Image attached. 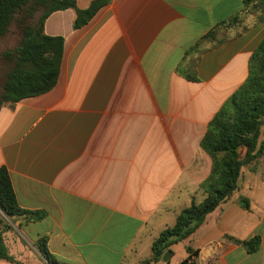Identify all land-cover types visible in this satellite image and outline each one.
<instances>
[{
    "label": "crops",
    "instance_id": "0c3cea01",
    "mask_svg": "<svg viewBox=\"0 0 264 264\" xmlns=\"http://www.w3.org/2000/svg\"><path fill=\"white\" fill-rule=\"evenodd\" d=\"M242 1L108 0L78 29L73 10L47 17L44 33L63 39L55 86L0 108V168L19 208L44 216L0 213L12 259L0 264H47L34 247L41 238L65 264H179L187 247L195 264H264V117L262 153L242 168L238 188L166 262L150 261L159 233L204 198L211 161L199 142L245 81L264 22L249 17L245 32L202 53L196 81L176 67ZM255 237L253 253L234 242Z\"/></svg>",
    "mask_w": 264,
    "mask_h": 264
},
{
    "label": "trees",
    "instance_id": "16d2710c",
    "mask_svg": "<svg viewBox=\"0 0 264 264\" xmlns=\"http://www.w3.org/2000/svg\"><path fill=\"white\" fill-rule=\"evenodd\" d=\"M108 0H93L85 9L76 7V0H0V41L15 24L19 41L13 50L1 54L7 66L0 89V108L24 98L35 97L50 91L56 84L62 60L63 39L44 33V22L56 11L73 10L72 27L86 25ZM40 11L39 16L35 15ZM254 24L264 22V0H243L242 8L212 26L184 53V60L176 73L188 81H196L195 67L202 53L238 37L249 28L247 19ZM264 117V38L248 60L245 81L224 101L208 122L199 142L200 149L209 157V175L200 183L204 198L192 200L175 218L172 226L159 233L151 245L150 261L158 262L165 252L189 238L206 217L225 203L238 188L242 168L255 161L262 153L257 146ZM244 209L247 204H242ZM0 213L11 220L27 216V221H39L42 212H26L19 208L9 175L0 168ZM2 219L0 218V225ZM229 239V238H227ZM246 247L249 253L259 247V238L234 241ZM34 247L47 264H65L55 258L47 247L46 238ZM187 257L179 264H195L197 252L186 248ZM0 259L12 260L4 246L0 229Z\"/></svg>",
    "mask_w": 264,
    "mask_h": 264
},
{
    "label": "rangeland",
    "instance_id": "374dc122",
    "mask_svg": "<svg viewBox=\"0 0 264 264\" xmlns=\"http://www.w3.org/2000/svg\"><path fill=\"white\" fill-rule=\"evenodd\" d=\"M86 0H80L81 4H84ZM40 14V11L36 13L35 17L37 18ZM19 41V34L18 30L15 24H12L10 26L9 32L1 39L0 41V87H1V82L4 76V73L7 71V66L3 64V61L1 60V54L7 50H13ZM1 89V88H0ZM175 245V244H174ZM173 245V246H174ZM187 246H191L194 248V245L191 243ZM182 243L179 245H175L174 250L177 251L179 248H182ZM184 251H182L183 253ZM185 253H183L184 255ZM187 254V252H186Z\"/></svg>",
    "mask_w": 264,
    "mask_h": 264
},
{
    "label": "water",
    "instance_id": "95a60500",
    "mask_svg": "<svg viewBox=\"0 0 264 264\" xmlns=\"http://www.w3.org/2000/svg\"><path fill=\"white\" fill-rule=\"evenodd\" d=\"M170 254H171L170 251L165 252L161 258L162 262H166L169 259Z\"/></svg>",
    "mask_w": 264,
    "mask_h": 264
}]
</instances>
